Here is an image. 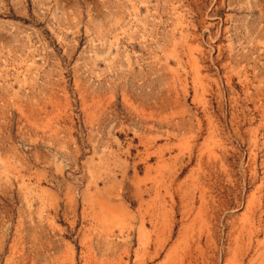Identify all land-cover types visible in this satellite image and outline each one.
Listing matches in <instances>:
<instances>
[{
	"label": "rangeland",
	"instance_id": "1",
	"mask_svg": "<svg viewBox=\"0 0 264 264\" xmlns=\"http://www.w3.org/2000/svg\"><path fill=\"white\" fill-rule=\"evenodd\" d=\"M0 264H264V0H0Z\"/></svg>",
	"mask_w": 264,
	"mask_h": 264
}]
</instances>
